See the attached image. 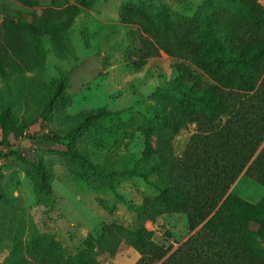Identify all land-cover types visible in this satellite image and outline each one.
I'll list each match as a JSON object with an SVG mask.
<instances>
[{
  "label": "rangeland",
  "instance_id": "374dc122",
  "mask_svg": "<svg viewBox=\"0 0 264 264\" xmlns=\"http://www.w3.org/2000/svg\"><path fill=\"white\" fill-rule=\"evenodd\" d=\"M257 2L264 6V0ZM50 3L37 0L29 6L20 0H0V44L6 28L19 18L37 19ZM135 11L149 15L160 27H197L206 40L213 37L211 17L230 14V20L242 26L233 36L248 34L235 17L231 0H89L60 46L42 36L39 67L0 82V114L9 112L18 129L1 145L0 127V264L18 241L48 237L71 260L83 251L86 237L98 236L105 225L133 227L143 200L157 195L155 175L141 159L143 129L156 125L161 107L178 97L177 65L217 85L188 50L169 56L150 49V39L131 18ZM89 112L96 115L82 127L75 147L92 169L71 161L62 144L36 139L45 134L63 136ZM195 130L191 123L174 137L176 156H181ZM11 151L43 166L48 190L36 187L31 167ZM242 176L229 192L257 203L263 187ZM247 192L254 194L253 200L245 196ZM144 225L168 254L189 236L185 214L159 216ZM138 258L132 247L121 244L114 255L102 254L97 260L134 264Z\"/></svg>",
  "mask_w": 264,
  "mask_h": 264
},
{
  "label": "trees",
  "instance_id": "16d2710c",
  "mask_svg": "<svg viewBox=\"0 0 264 264\" xmlns=\"http://www.w3.org/2000/svg\"><path fill=\"white\" fill-rule=\"evenodd\" d=\"M20 1L29 6L37 3ZM88 3L51 0L37 19L19 18L6 28L0 44V82L35 71L42 55L40 38L46 36L60 46L75 16ZM231 5L235 17L245 25L247 37L233 36L242 26L237 27L230 14L211 17L213 37L206 40L197 27H160L149 15L132 12L131 18L150 39V49L169 56L188 50L217 83L201 81L187 66L177 65L178 97L161 107L156 125L143 129L141 159L155 175L157 195L145 198L137 208L135 225H105L98 236L86 237L83 251L71 260L48 237L18 241L2 264H100L99 255H114L121 244L138 253L134 264H264V193L257 203H250L229 192L241 175L264 188V6L257 0H231ZM95 115L85 114L63 136L45 134L36 139L62 144L71 161L92 169L75 141ZM191 123L196 124L195 133L181 156H176L173 139ZM0 127L1 145L8 143L11 133L17 135L9 112L0 114ZM10 155L31 167L29 173L38 189H49L48 173L40 163L16 151ZM167 214H185L189 231L170 254L152 240V232L144 225Z\"/></svg>",
  "mask_w": 264,
  "mask_h": 264
},
{
  "label": "crops",
  "instance_id": "0c3cea01",
  "mask_svg": "<svg viewBox=\"0 0 264 264\" xmlns=\"http://www.w3.org/2000/svg\"><path fill=\"white\" fill-rule=\"evenodd\" d=\"M240 177H241V176H240ZM240 177H239L238 180H240ZM242 177H243V176H242ZM238 180H237V181H238ZM263 190H264V188H263ZM263 193H264V191H263ZM245 196H246L247 198L252 199V200L254 199V198H253L254 194H253L252 192H247V194H245Z\"/></svg>",
  "mask_w": 264,
  "mask_h": 264
}]
</instances>
